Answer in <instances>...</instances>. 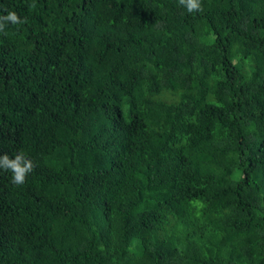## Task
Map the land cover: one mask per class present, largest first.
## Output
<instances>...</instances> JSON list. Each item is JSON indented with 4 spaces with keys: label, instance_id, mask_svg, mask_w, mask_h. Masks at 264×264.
<instances>
[{
    "label": "trees",
    "instance_id": "1",
    "mask_svg": "<svg viewBox=\"0 0 264 264\" xmlns=\"http://www.w3.org/2000/svg\"><path fill=\"white\" fill-rule=\"evenodd\" d=\"M201 4L0 0V154L35 164L0 264H264V0Z\"/></svg>",
    "mask_w": 264,
    "mask_h": 264
},
{
    "label": "clouds",
    "instance_id": "2",
    "mask_svg": "<svg viewBox=\"0 0 264 264\" xmlns=\"http://www.w3.org/2000/svg\"><path fill=\"white\" fill-rule=\"evenodd\" d=\"M178 3L184 6L189 13L198 12L202 10L201 0H178ZM35 8V3L30 5ZM26 18L21 20L15 11H10L7 15L0 16V31L5 27L6 23L21 24L25 23ZM35 168L33 161L28 158L23 151L16 153L14 156L8 154H0V169L10 172L12 182L16 185H21L26 181V177Z\"/></svg>",
    "mask_w": 264,
    "mask_h": 264
}]
</instances>
